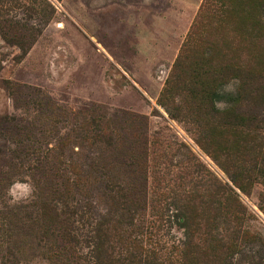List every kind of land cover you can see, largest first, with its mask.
I'll list each match as a JSON object with an SVG mask.
<instances>
[{"label": "rangeland", "instance_id": "1", "mask_svg": "<svg viewBox=\"0 0 264 264\" xmlns=\"http://www.w3.org/2000/svg\"><path fill=\"white\" fill-rule=\"evenodd\" d=\"M203 2L0 0V264H264V112L197 111Z\"/></svg>", "mask_w": 264, "mask_h": 264}, {"label": "trees", "instance_id": "2", "mask_svg": "<svg viewBox=\"0 0 264 264\" xmlns=\"http://www.w3.org/2000/svg\"><path fill=\"white\" fill-rule=\"evenodd\" d=\"M211 0H204L205 5L211 7ZM219 4L212 8L211 24H216L226 41L207 44L205 51L200 53L191 63L192 68L187 73L189 93L193 95L201 106L207 105L205 114L223 117L230 120L228 125L247 127L252 116L264 112V55L257 45L263 40L259 26L250 16V11L257 10L254 0H218ZM199 25V23H198ZM197 24L194 25V29ZM183 65L178 60L176 67ZM236 82L233 98L228 103V109L219 113L212 108L215 89L221 79ZM176 77H170L165 83L162 96L169 95L176 88ZM193 97V98H194ZM212 116V115H211ZM253 121V119H251Z\"/></svg>", "mask_w": 264, "mask_h": 264}]
</instances>
